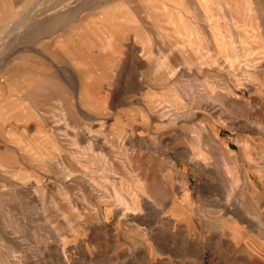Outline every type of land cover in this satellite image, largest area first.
I'll use <instances>...</instances> for the list:
<instances>
[{"label":"rangeland","instance_id":"374dc122","mask_svg":"<svg viewBox=\"0 0 264 264\" xmlns=\"http://www.w3.org/2000/svg\"><path fill=\"white\" fill-rule=\"evenodd\" d=\"M0 264H264V0H0Z\"/></svg>","mask_w":264,"mask_h":264}]
</instances>
